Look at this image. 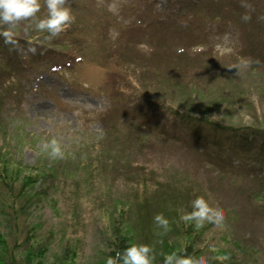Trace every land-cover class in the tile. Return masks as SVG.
<instances>
[{"label": "rangeland", "instance_id": "obj_1", "mask_svg": "<svg viewBox=\"0 0 264 264\" xmlns=\"http://www.w3.org/2000/svg\"><path fill=\"white\" fill-rule=\"evenodd\" d=\"M202 1L68 0L75 20L51 40L35 26L47 15L45 0L36 18L12 28L0 23V33L10 30L16 41L0 44L2 62L15 55L20 65L7 70L0 60L6 69L0 72V148L27 166L67 159L71 171L82 168L72 176L59 173L51 205L30 208L47 231L46 260L58 262L70 240L79 246L78 264H104L107 235L121 209L136 231L147 217L157 244L165 231L154 215L163 213L170 224L204 196L225 216L223 229L204 225L207 264L212 251L221 264H264V207L254 199L253 180L237 170L264 172L261 137L247 141L243 157L231 150L230 138L217 145L171 112L205 110L220 124L264 128V59L254 68L241 54L242 47H257L264 58V40L258 44V35L242 36L234 25L207 20L199 27L194 18L176 16ZM238 1L264 15V0ZM32 35L35 45L51 48L28 44L20 51L16 37ZM38 52L48 58L37 60ZM231 94L234 99L226 98ZM53 138L63 158L43 148ZM92 155L100 166L84 168Z\"/></svg>", "mask_w": 264, "mask_h": 264}, {"label": "trees", "instance_id": "obj_2", "mask_svg": "<svg viewBox=\"0 0 264 264\" xmlns=\"http://www.w3.org/2000/svg\"><path fill=\"white\" fill-rule=\"evenodd\" d=\"M246 13L250 16V19L244 21L242 16ZM176 16L184 19L194 18L198 20L199 27L202 21L207 20L211 22L217 21L219 26L224 24L234 25L240 29L242 36L243 33L249 36L258 35V44L259 39L264 40V15L241 8L238 0H204L198 5H194L190 10L177 13ZM160 22L167 24L164 21ZM175 27L176 23L170 25V28ZM33 38V35L16 37L21 44L20 51H23L22 47L28 44L36 48L40 46L41 48L46 46L51 48L48 45L49 43L45 45L39 42L42 45H35ZM3 42L4 40L0 39V44L6 45ZM9 45L11 46V44ZM258 47L261 48L260 45ZM255 48L257 47H252L248 50L247 47H242L243 51L241 52L243 56L247 54L246 60L251 61L249 64L254 68H256L255 66H257V62L260 59H264ZM63 51L66 52L65 50ZM250 54L258 58L252 59ZM34 56L37 60L43 56L44 59L48 58L44 53L40 52ZM0 60L2 62L1 57ZM32 61L30 60V62ZM2 64L6 65L7 70H11L12 67L20 69V65L15 63V55L10 57L5 63L2 62ZM117 67L120 75L122 72L124 76L128 74L125 70L122 71L120 66ZM1 71L2 69L0 68ZM236 95L237 98L243 97L240 91L236 92ZM233 96L231 94L230 97L226 98L234 99ZM8 108L13 109L12 107ZM203 111L205 112V110ZM203 111L201 115L196 116L194 112L180 110L175 107L171 108L173 116L188 131L195 133L202 130L203 134H210V136L206 135L203 138H211L217 145L225 137L230 138L233 145L231 150L243 157L247 153L243 149L245 145L247 146V141L250 138L261 137L262 144L259 151L264 156V128L246 126L242 130V128L220 124L206 116ZM243 160L246 161L247 159L244 158ZM65 161L64 164L59 160H53L51 162L44 161L42 165L27 166L16 159L15 155L9 151V148H0V264H78L79 246L77 242H70V240L63 245V249L57 259L58 262L46 260L50 244H48L47 237L44 236L47 231H44L42 216L30 214V208L33 205L37 207L44 203L52 204L54 199L52 192L55 189V182L59 180V173H67L72 176L77 173L78 169H82L79 167L77 170L71 171L66 166L70 165L68 160L66 159ZM93 162H97V165L100 166L99 160L92 155V159L84 163V168L92 165ZM220 162L223 165L227 164L225 158H221ZM237 170L245 173L246 177L253 180L256 188V192L253 195L254 199L256 201L260 200L258 202L264 207V172L262 167L256 169L255 167L238 166ZM123 211L124 209H121L118 217L112 220L113 228L110 234L107 235L105 245L106 259L109 255H114L116 250H123V248L134 243H146L153 247L156 257L154 264H162L164 254L173 251L196 258L204 257L211 251V249L207 250L206 243L203 241L204 226L196 228L194 223H186L180 218L177 221L171 220L169 230L163 233L159 232L161 239L156 244L155 240H153V234L149 235L148 233L147 217L142 219L141 230L136 231V229L132 228L131 220L126 215L124 216ZM221 254L224 257L226 256L224 252H221ZM106 259L104 264H106ZM208 259L211 264H221L214 251H212Z\"/></svg>", "mask_w": 264, "mask_h": 264}, {"label": "clouds", "instance_id": "obj_3", "mask_svg": "<svg viewBox=\"0 0 264 264\" xmlns=\"http://www.w3.org/2000/svg\"><path fill=\"white\" fill-rule=\"evenodd\" d=\"M47 15L36 19V28L47 33L46 39H53L63 32L75 20L68 0H45ZM41 9V0H0V23L14 27L22 20L36 18ZM244 21L250 19L246 13L242 16ZM5 44H14L13 32L8 30L0 33ZM35 51V49H31ZM251 61H245L250 63ZM49 150L53 158H63V151L59 142L53 138L43 145ZM191 210L182 211L180 219L186 223H194L196 228H201L205 223H210L216 229L225 227V216L217 207L209 204L204 196H196L191 200ZM153 221L157 228L163 231L169 230V220L163 213H156ZM155 251L150 244L134 243L123 250H116L114 255H109L106 264H154ZM225 259L227 257H224ZM162 264H207L204 257L196 258L181 255L175 251L164 254Z\"/></svg>", "mask_w": 264, "mask_h": 264}]
</instances>
